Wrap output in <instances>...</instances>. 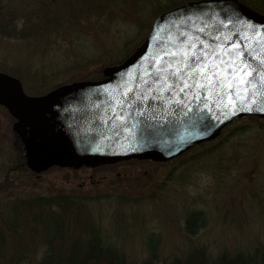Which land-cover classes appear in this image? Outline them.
<instances>
[{"label": "rangeland", "instance_id": "1", "mask_svg": "<svg viewBox=\"0 0 264 264\" xmlns=\"http://www.w3.org/2000/svg\"><path fill=\"white\" fill-rule=\"evenodd\" d=\"M186 1L0 0V72L17 76L30 95L39 94L29 86L47 93L96 80L143 45L157 14ZM13 122L0 105V261L13 262L19 250L18 258L37 261L46 248L43 224L52 219L38 213H58L57 200L69 195L77 202L65 217L66 235L88 224L136 262L147 256L151 237L162 261L192 247L216 254L264 242V120L236 121L233 135L229 127L168 160L86 158L39 173L19 159ZM40 199L53 204L40 206ZM192 209L204 210L208 223L193 235L185 227ZM7 214L17 215L11 229Z\"/></svg>", "mask_w": 264, "mask_h": 264}, {"label": "water", "instance_id": "2", "mask_svg": "<svg viewBox=\"0 0 264 264\" xmlns=\"http://www.w3.org/2000/svg\"><path fill=\"white\" fill-rule=\"evenodd\" d=\"M201 15L208 22H211L212 15H216L220 19H232L234 23L242 20L264 30V16L253 13L239 0L190 1L160 13L146 44L124 64L104 69L102 80L63 85L47 94L32 96L25 93L18 78L1 72L0 104L16 118L13 145L19 151L21 161L39 173L56 163L63 166L86 158H94L98 162L100 159L146 156L168 160L215 139L225 126L242 114L264 117V112L255 110H238L236 115H231L227 110L221 114V110L214 106L212 112H199L197 108L195 111L199 116L191 119L182 117L179 112L168 115L163 121H150L145 117L135 137L128 139L124 138L127 134L114 137L111 122L105 124L104 121L112 115L107 105L112 102L113 95L123 90L125 82L131 86L134 79L139 90L141 66H148L144 58L152 55L157 47L152 40L155 27ZM229 28L235 31L232 25ZM236 38L239 39L238 36ZM160 107L159 102L151 101V108L159 111Z\"/></svg>", "mask_w": 264, "mask_h": 264}, {"label": "snow or ice", "instance_id": "3", "mask_svg": "<svg viewBox=\"0 0 264 264\" xmlns=\"http://www.w3.org/2000/svg\"><path fill=\"white\" fill-rule=\"evenodd\" d=\"M210 20L189 16L155 27L152 40L157 47L144 58L148 66H141L139 90L134 79L131 86L126 81L107 105L112 115L104 122H111L114 137H135L145 117L163 121L177 112L188 119L198 117L197 108L212 112L214 106L231 115L238 110L264 112V30L216 15ZM153 100L159 102V111L151 108Z\"/></svg>", "mask_w": 264, "mask_h": 264}, {"label": "trees", "instance_id": "4", "mask_svg": "<svg viewBox=\"0 0 264 264\" xmlns=\"http://www.w3.org/2000/svg\"><path fill=\"white\" fill-rule=\"evenodd\" d=\"M244 2L254 13L263 16L264 15V2L263 0H241ZM7 4H11L7 2ZM48 25V24H47ZM46 26V25H45ZM45 26L42 27L45 31ZM39 28V26H38ZM50 30V28H49ZM48 30V31H49ZM47 33V31H46ZM45 33V38H46ZM40 37V36H39ZM38 37V38H39ZM51 38L45 39L46 42ZM42 43V42H41ZM44 50V48H43ZM6 70V69H5ZM35 72L33 77L40 72ZM3 72V71H1ZM7 72V71H6ZM41 73V72H40ZM39 76V75H38ZM102 76L96 77L100 79ZM46 78L45 73L41 74V84L43 85ZM32 80V79H31ZM32 80V81H33ZM32 83V82H29ZM30 85V84H29ZM27 90L32 94H43L46 91H39L33 86L27 87ZM255 120L263 121L264 118L255 115H244L240 120ZM231 128V125L228 128ZM232 129V128H231ZM234 130L230 135H233ZM76 199L73 196H61L60 200H57L58 213L54 214L46 212L41 209L38 214L41 217L50 215L52 219L47 224H43L46 238V248L44 253L41 254L39 259L24 260L21 250L16 252L12 256L11 263L13 264H264V242L261 245H250L245 248L231 252L227 249H220L216 254H213L203 246L192 247L182 255L174 256L169 261H162L159 254V240L151 237V242L147 244V256L140 262H136L126 255V253L106 242L99 232V230L88 229L89 225L83 226V224H76V228L79 229L80 234L75 237H68L66 232L68 231V223L64 222L68 212H72L70 209H75ZM40 206H51L53 203L51 200L40 199L38 201ZM75 211V210H74ZM69 214V213H68ZM185 216V227L188 234H197L199 230L207 226V214L201 209H192L187 212ZM8 217V214H7ZM17 215H14L13 219L7 224L8 229L13 228L16 225ZM65 223V225H64ZM75 226V225H73ZM74 228V227H73ZM2 244H0L1 247ZM6 261H0V264H11Z\"/></svg>", "mask_w": 264, "mask_h": 264}]
</instances>
